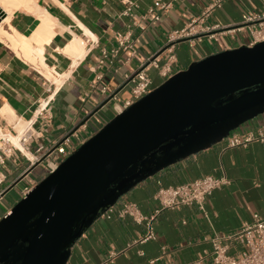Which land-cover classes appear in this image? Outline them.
Listing matches in <instances>:
<instances>
[{
	"label": "crops",
	"instance_id": "crops-1",
	"mask_svg": "<svg viewBox=\"0 0 264 264\" xmlns=\"http://www.w3.org/2000/svg\"><path fill=\"white\" fill-rule=\"evenodd\" d=\"M129 1L137 7L126 16ZM216 1L33 0L38 13L20 8L6 14L1 8L6 18L0 28L15 39L12 42L0 32V132L20 131L18 126L24 122H17L31 120L40 134L29 148L28 159L16 152L1 168L6 180L0 188V220L25 196L27 188L36 187L49 175L47 163L54 158L47 156L65 136L77 130L70 144V150L76 151L117 116L115 107L131 97L133 83L127 81L126 75H133L149 60L156 59L160 67L165 64L167 54L163 50L171 32L183 30L197 18L203 19L199 27H229L240 25L246 14L264 13V0H220V6L206 16L208 6ZM120 35L128 36L133 48L121 47ZM249 39V33L241 31L234 35L217 33L193 48L186 42L179 43L170 75L209 56L244 47ZM77 44L78 51L84 54L81 58L75 53ZM104 52L108 58L100 65ZM29 56L36 58L37 64ZM41 58L53 76L60 82L62 79L59 86L40 69ZM145 72L152 90L166 81L153 66L146 67ZM98 76L103 77L109 97L101 94ZM110 97L113 99L104 105ZM47 102L46 115L50 119L38 118L35 111L40 103ZM10 115L15 121L9 119ZM249 135L257 139L247 146L227 147L230 138ZM262 136L264 106L192 137L163 166L117 201V207L130 202L144 216L157 215L156 240L134 244L145 234L144 224L129 217L97 216L70 244L60 264H149L151 260H157L155 264H185L201 260L211 252V240L216 235L240 231L255 214L264 218ZM205 176H225L230 180L229 185L206 200L207 216L196 205L161 209L155 198L160 188ZM22 177L13 190L1 197ZM164 247L167 251L162 255ZM244 251L240 243H229L230 254ZM202 264L213 262L207 257Z\"/></svg>",
	"mask_w": 264,
	"mask_h": 264
},
{
	"label": "water",
	"instance_id": "water-1",
	"mask_svg": "<svg viewBox=\"0 0 264 264\" xmlns=\"http://www.w3.org/2000/svg\"><path fill=\"white\" fill-rule=\"evenodd\" d=\"M261 106L264 43L217 53L175 74L82 144L0 220V264H60L87 224L188 140ZM18 243L22 253L14 259Z\"/></svg>",
	"mask_w": 264,
	"mask_h": 264
},
{
	"label": "built area",
	"instance_id": "built-area-1",
	"mask_svg": "<svg viewBox=\"0 0 264 264\" xmlns=\"http://www.w3.org/2000/svg\"><path fill=\"white\" fill-rule=\"evenodd\" d=\"M221 1L218 0L210 4L207 8L206 16L216 7L220 6ZM127 9L124 15H131L134 8H136L135 2H127ZM165 8V7H164ZM159 17L156 16L155 20L159 21ZM203 19L197 18L193 20L186 28L180 31L171 32L165 41L163 53H166V62L160 67L156 61L149 60L146 65H142L133 75H126L128 82L133 83L131 97L126 100L122 106L115 107L117 115L123 113L125 110L133 106L136 102L150 94L151 80L145 72V68L153 66L159 69V74L166 81L174 75L171 74V67L175 62L174 50L177 44L186 42L192 48L197 43H202L205 39H212L218 33L221 35L229 34L234 35L236 32L247 31L250 35V39L246 47L253 48L258 44L264 43V13L262 14H246L243 16V21L240 25L222 27L220 25L215 26H203L199 27L197 24L201 23ZM118 43L121 47L133 48L129 37L126 35H120L118 37ZM135 52V51H134ZM103 59L100 61V65H104L108 54L103 53ZM103 77L98 76L96 82L99 84L100 92L103 96L109 97L108 87L102 83ZM46 104L40 103L35 114L38 118H45L49 120L47 114ZM24 122L23 128L13 130V133L0 132V188L5 183L6 177L1 168L4 166L6 160L14 156L16 152H19L23 157L28 159L27 154L31 144L39 138V132L35 128V122L33 121H18ZM77 135V130L71 132L65 136L52 150L47 158L53 156L47 163L48 174L53 173L58 165L63 162L68 156H70L73 150H70L71 137ZM252 135L241 137L234 136L228 140L227 147L235 148L239 146H247L249 143L255 141ZM260 141L264 142L262 136ZM41 160L36 159V162ZM230 184V180L223 177L205 176L200 179L180 184L177 186L162 187L156 193V200L159 202L162 210H178L185 206L196 205L207 216L206 212V200L216 191ZM33 189V188H32ZM26 189L25 196L32 190ZM24 196V197H25ZM117 204V203H116ZM115 205L109 206L102 210L99 214L100 217L105 219H112L117 217L124 219L126 217L131 218L137 224H144L146 228L145 234L138 239L134 244H144L148 241L156 240L155 224L157 221V215L150 217L144 216L138 207L130 202H123L120 207ZM238 242L244 248L245 251L239 255H232L229 253V243ZM212 250L206 253L201 260L185 263V264H202L203 259L210 257L213 264H264V218L258 214L253 216L252 222L245 223L240 231L227 236L216 235L212 240ZM166 247L163 248L162 255L166 254ZM157 260H151L149 264H155Z\"/></svg>",
	"mask_w": 264,
	"mask_h": 264
},
{
	"label": "bare ground",
	"instance_id": "bare-ground-1",
	"mask_svg": "<svg viewBox=\"0 0 264 264\" xmlns=\"http://www.w3.org/2000/svg\"><path fill=\"white\" fill-rule=\"evenodd\" d=\"M3 7L5 10L4 12L6 14L10 13H14L16 10L20 9V8H26L28 10H33L34 12L38 13V9L37 7H35L33 5V0H0V8ZM2 14H0V18H1ZM6 22H9V18L6 19ZM0 32L2 33L3 36H7L9 39L12 40V42H14V39L9 36L6 31L4 32L1 28H0ZM87 34L91 35L88 31H86ZM92 36V35H91ZM93 37V36H92ZM18 38L19 40H22V37H20L18 35ZM78 47H79V44H77L76 46V51L75 52L77 55V57H82V54L81 52L78 51ZM84 52V51H83ZM84 55V54H83ZM35 57V56H34ZM29 60L34 63V64H37L38 60L36 58H33L31 56H29ZM39 65V64H38ZM40 69L42 70V72L45 74V76L50 79V80H53L54 82H56L58 84V86L60 85V83L62 82V79H61V82L58 80V78L54 77L53 74L51 73L52 71H50L47 67L46 64H44V60L43 58L40 59ZM60 79V78H59ZM9 119L11 121H15V117L14 115H10L9 116ZM23 124L24 123H21V126L19 125L18 128L21 130L23 128Z\"/></svg>",
	"mask_w": 264,
	"mask_h": 264
},
{
	"label": "rangeland",
	"instance_id": "rangeland-1",
	"mask_svg": "<svg viewBox=\"0 0 264 264\" xmlns=\"http://www.w3.org/2000/svg\"><path fill=\"white\" fill-rule=\"evenodd\" d=\"M3 8V7H1ZM0 8V14H2L1 18H0V24L3 22V20H5L6 16H4V14L2 13L3 11ZM5 10V9H4ZM4 16V19H2ZM11 196V195H10ZM22 244L18 243L15 248H14V259H16L15 257H18L21 253H22Z\"/></svg>",
	"mask_w": 264,
	"mask_h": 264
},
{
	"label": "flooded vegetation",
	"instance_id": "flooded-vegetation-1",
	"mask_svg": "<svg viewBox=\"0 0 264 264\" xmlns=\"http://www.w3.org/2000/svg\"><path fill=\"white\" fill-rule=\"evenodd\" d=\"M5 264H14V261H13V259H11V261H10V262H8V263H5Z\"/></svg>",
	"mask_w": 264,
	"mask_h": 264
}]
</instances>
